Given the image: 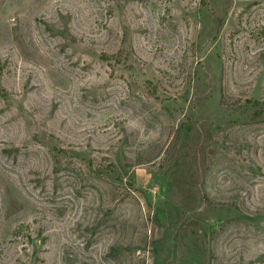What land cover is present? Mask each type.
Instances as JSON below:
<instances>
[{"label":"rangeland","instance_id":"1","mask_svg":"<svg viewBox=\"0 0 264 264\" xmlns=\"http://www.w3.org/2000/svg\"><path fill=\"white\" fill-rule=\"evenodd\" d=\"M0 264H264V0H0Z\"/></svg>","mask_w":264,"mask_h":264}]
</instances>
